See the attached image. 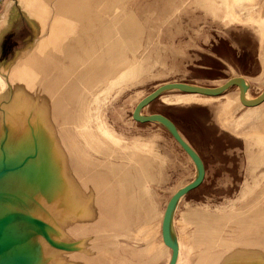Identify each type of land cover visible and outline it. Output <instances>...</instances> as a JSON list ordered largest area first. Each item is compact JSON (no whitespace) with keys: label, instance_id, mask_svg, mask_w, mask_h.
Masks as SVG:
<instances>
[{"label":"rangeland","instance_id":"rangeland-1","mask_svg":"<svg viewBox=\"0 0 264 264\" xmlns=\"http://www.w3.org/2000/svg\"><path fill=\"white\" fill-rule=\"evenodd\" d=\"M49 3L44 6L46 14L44 19L47 21L45 27L47 26L48 29L53 23V16L55 19V13L49 9L52 4ZM207 4L206 0H116L112 6L109 5L108 13L118 15L123 20L126 14L134 15L137 20L132 22L133 27L124 30L122 35L124 40L120 39V41L125 45L120 44L109 49L111 53L108 52L107 56L103 57V62L106 64L98 68L96 76L91 79L86 88H81L83 92H81L79 105L76 107V119H80L78 118L80 112H84L83 120L80 119L83 123L78 122L76 127L83 132L79 127L81 126L84 132L93 133L99 138L97 139L99 146V152L96 153L97 161L105 159L106 156L111 157L113 161L119 158L116 162L124 164L125 168L129 164L128 171L135 173L138 167L147 174L153 175L150 177L149 184V186L152 184V188H146L143 204L136 211L139 212V216L132 215L126 226V232L130 233L129 235L138 234L139 237L136 239L129 237L123 241L139 245L145 243V246L134 249L128 245L123 250L118 246H112L109 251H104V255L109 258L118 260L135 258L142 261L141 264H164L166 261L164 257L169 254L161 247L160 216L169 197L177 188L193 180L196 170L191 159L166 128L152 124H138L131 114L135 105L144 96L165 82L213 87L230 77L229 69H226L227 73H225L217 65L213 69L201 67V62L207 63L209 60L202 57L203 60L197 62L192 60L190 55L189 46L194 35L199 34L203 29H209L207 26L214 28L212 32L216 31V14L213 16L207 11ZM47 13H49L48 16ZM122 19L121 22H115L112 25L115 27L121 24ZM101 52L107 53V49L98 51L86 64L87 66L82 67L81 79L88 73L85 74L87 68L90 67L93 71L95 66L98 67ZM192 64H198V66H192ZM263 87L264 81L259 87L248 84L246 95L256 97ZM234 89L236 88H232L231 91ZM225 93L212 97L167 93L165 97L167 102L177 101L178 103L168 106L160 101V97L142 110L143 114L158 111L169 114L183 138L201 156L205 165L206 174L201 186L178 200L172 207L171 218L176 229L183 227L184 215L185 213L189 215V211L222 217L224 214L221 211L236 213L238 207L243 215L251 211L252 214L254 213L253 217L259 220L264 218V144H255L250 134L254 127L252 124L264 120V117L260 118L257 115L254 120L251 119L249 123L238 128L240 137L234 142L235 147L232 150L228 148L226 150V145L230 144L228 136H222L216 124L212 122L213 124L209 126L201 125L206 116L205 107H202L201 102L207 101L211 104ZM235 94L236 92L231 93V95ZM195 96L204 101L189 100ZM262 106L264 110V104ZM94 117L97 120H94ZM104 130L110 133L112 141L106 140ZM80 135L82 137L83 133ZM253 136L263 138L258 133ZM117 142L119 144H115ZM76 143L82 144L83 141ZM248 151H251V156H248ZM253 179L256 180V184L252 183ZM244 182L254 187L246 191V195H240ZM144 202L149 204L146 205L147 209ZM148 210L150 214L147 218H150V221H143L146 216L144 213ZM47 222L52 224L56 231L59 230L58 234H54V240L62 244L82 240L85 242L84 250L80 249L74 253L56 250L58 255H63L61 258L65 262L59 260L55 261V264H92L85 253L90 243L86 226L82 227L83 224L81 225L78 221H60L58 217ZM250 223L253 222L247 219L242 221V232L250 228ZM258 225L264 231V221ZM78 229L79 232L76 233ZM85 229L87 230L84 232ZM96 232L99 235L101 231ZM94 234L95 231L92 235ZM117 240L118 238L116 243L120 244ZM91 244L94 251V246L95 250H99L101 247L98 246L104 245L105 242L95 243L93 239ZM78 255L81 258H78ZM107 263L111 262L107 261ZM123 264L135 263L123 261Z\"/></svg>","mask_w":264,"mask_h":264},{"label":"water","instance_id":"water-1","mask_svg":"<svg viewBox=\"0 0 264 264\" xmlns=\"http://www.w3.org/2000/svg\"><path fill=\"white\" fill-rule=\"evenodd\" d=\"M33 1L39 3V13L40 15L43 13L45 17L44 6L50 0ZM30 2L32 1L30 0ZM5 3L6 0L2 3L0 14L3 11ZM68 3L69 0H51L49 4L52 5L49 9L55 13V19H53L54 16L52 18L53 23L51 24V28L48 29L47 26L45 27L44 23L40 25V28L35 29L33 39L29 42L30 44L21 46L14 54L13 60L5 69H1L0 77L3 81V88L0 90V264H55L54 262L59 260L65 262L61 258L63 255H58L56 250L73 251V253L80 249L84 250V240L66 244L54 240V234H58L59 230L56 231L52 224L50 225L47 221H53L56 217H58V220H63L64 222L80 221L67 217L62 218L56 214L50 215L47 212L50 199L45 190L48 188L49 183L51 184L55 181L60 182L63 192L73 189V192L75 191V193L78 192L80 194L81 190L88 188L90 183L88 181L90 178L86 179L88 174L91 176V180L93 178L100 179L102 185H105V178H107L106 182L121 180L125 186L131 185L135 179L140 181L143 174H147L138 167L135 173L128 171L129 164L125 168L124 164L116 162L119 158L113 161L111 157L106 156L105 159L97 161L96 152L88 148L89 152L93 153V155H90L92 158L82 153L81 157H84L82 160L84 161V167L78 166L75 162L74 154L70 153L69 142L76 145L78 149H82V144L84 143L83 137L80 135V133L84 132L79 131L76 127L78 122L79 124L83 123L79 119H76V107L79 105L81 88H86L90 84L91 79L96 76L98 68L102 64H106V62H103V57L107 56L106 54L108 52L111 53L109 49L113 42L116 46L120 39L117 37V32L115 33L113 31L114 28H117V25L115 27L112 25V13H108V8L110 7L105 6V0H98V5L93 4L91 6L88 5V0H78L74 14L69 11L67 7ZM103 15L106 16L104 17ZM127 16L129 17L127 20L119 17L120 21H117L121 22V19L123 20L124 30L133 27L131 25L132 22L137 20L134 15L126 14ZM70 19L74 20V27L65 28L67 21ZM59 22H62L63 27L57 26ZM93 40L99 42L97 48H100L101 51H104L106 47L107 53L101 52V59H99L98 67L95 66V71H90V67L87 68L85 74L88 72L86 74L88 76L86 77L85 75L75 85L76 69L73 65L77 59L79 62H86L89 59V56L84 55L79 58L80 52L78 50L76 54L74 53L76 50L74 49L76 48L75 44L79 45L82 43L84 46H88ZM77 48L81 50V47L77 46ZM77 56L78 58H76ZM106 59L108 60V57ZM108 62L110 63V60ZM89 76L91 78H88ZM232 86L238 88L239 100L245 106H257L264 101V88L254 99H248L246 96L247 86L244 79L240 76H235L213 87H202L182 82H165L144 96L132 111L131 116L135 122L141 124L152 123L166 128L191 159L196 170L195 178L174 191L161 213L159 226L161 247L170 254L167 257L165 255L164 259L166 261H164V264H177V260H179L178 255L184 245L183 241H179L180 234H177V231L180 229L177 230L174 227L171 218L172 207L178 200L196 190L203 183L206 169L200 155L183 138L176 124L170 118L159 113L143 114L142 110L164 93L179 92L212 97L224 93ZM44 88H56L53 93L55 95L45 97L43 95L45 94ZM62 88H74L77 90L76 101L73 102L74 118L72 122L68 123L69 127H73L69 131L71 139L67 137L64 129H62L63 124L60 125L63 123V119L61 117H55L56 122L54 123L52 113L50 118H47L45 111L46 109L51 110V106L57 100L58 93ZM50 123L54 124L53 130L50 128L52 127ZM75 140L76 142L83 141V143H76ZM51 141L56 144L58 151L62 154V167H60L59 170L61 171L57 176L52 175L50 164L47 163V157L51 155L48 148L49 142ZM44 159L46 162H44ZM90 163H94V166L92 165L93 168H91ZM48 168L51 172H49ZM147 175L148 181L145 182V187L152 188V184L149 186L152 174ZM94 184L97 183L95 182ZM98 189H102L100 184ZM100 198L97 196V200H99L98 204L103 203L100 202ZM133 202H136L137 205L140 203L136 200ZM89 203H92V200ZM141 204L143 203L141 202ZM144 204L145 208L146 205H149L146 202ZM86 205H88V202ZM86 205L83 206L86 207ZM94 206L96 208V204ZM88 208L90 207L88 206ZM91 208L94 213L96 209ZM237 209L238 211L236 213L221 211L224 214L221 217L224 221L214 222L217 226L211 222V225L218 229H223L225 235L236 230L235 233L237 235L234 237H239L242 230L241 223L238 224L237 222L239 218L237 215H240V209L238 207ZM144 214L146 216L143 218V221H150V218H147L150 214L149 210ZM193 214L195 213L191 215ZM198 219L191 218V222L186 221L187 225H183L181 229H186L189 233L194 231L196 229L195 222ZM251 219H253L250 220L253 223H250V228L248 229L254 230L256 229L254 222L260 223L262 219L259 220L256 217H252ZM109 224L110 226H116L115 221L110 220ZM81 225L82 227L86 226L85 228H88V239L90 243L88 244L89 249L85 253H87L92 264H123V261L126 263L133 262L135 264L142 263V261L135 258L132 260L126 258L124 260V258H121L122 261L104 255V251H109L112 246H118L121 250L128 245L134 249L145 246V243L139 245L136 243H128L127 241L123 242L129 237L136 239L139 237L138 234L129 235L130 233L125 230L119 231L118 229L99 228L87 222L81 223ZM97 230L101 231L99 235H97ZM93 231H95L94 236L92 235ZM117 238L120 244L116 243ZM93 239H95V243L105 242V244L98 246L99 248L101 247L99 250H95L94 246L93 251L91 244L93 243ZM139 240L144 241L141 238ZM73 256L75 255L73 254ZM107 261L111 263H107ZM223 264H237V262H224Z\"/></svg>","mask_w":264,"mask_h":264},{"label":"crops","instance_id":"crops-1","mask_svg":"<svg viewBox=\"0 0 264 264\" xmlns=\"http://www.w3.org/2000/svg\"><path fill=\"white\" fill-rule=\"evenodd\" d=\"M31 1L32 2H30V0H6L3 11L0 14V76L1 69H5L13 60L14 54L18 49L32 41L35 29L40 28V25L46 23L44 14L42 13L40 15L39 13V3L33 0ZM115 1L116 0H105V6L108 7L110 4L112 6ZM206 2H208L207 11L213 14V16L216 14V31L215 33L212 32L211 30L214 28L207 26L209 29H203L199 34L194 35L189 46L192 60L198 62L199 60H203L202 57H206L209 62H201V67L213 69L217 65L219 69L225 73H227L226 69H229V71H231L230 77L240 76L243 79L245 78L244 80L246 81L247 88L248 84L259 87L261 82L264 81V0H206ZM77 3L78 0H69L67 4L69 11L73 14L75 13ZM93 4L98 5V0H88L89 6ZM103 16L105 17L106 15ZM111 16H113V14ZM62 25V22H59L57 26L63 27ZM66 26L65 28L73 27L74 20H68ZM74 53L76 54L75 51ZM192 66H198V64H192ZM73 67L76 69V63ZM246 79H248V81ZM1 88H3V81L0 77V90ZM232 88L236 89L231 91ZM226 91L228 92H224V95L220 96L211 104L206 100V102H201V104H203L202 107H205L204 112H206V116L202 121L204 123L201 125L209 126L213 123L216 124L220 128L219 133L222 136H228L230 144L226 145V150L227 148L228 150H232V148L235 147L234 142L240 137V130L238 128L249 123L251 119L254 120L257 115H259L260 118L264 117V110H262L264 101L257 106H245L241 104L239 100L238 88L236 86H232ZM234 92H236V94L231 95V93ZM175 93L181 95L185 94L179 92ZM166 96L167 93H164L156 99L161 97L160 101L168 106L178 103L177 101L167 102L165 100ZM247 98L254 99L255 97L250 95V97L247 96ZM189 100L196 101L193 98ZM201 101L204 100L201 99ZM156 113L167 116L175 123L169 114L162 111ZM145 124L152 123H144L141 125ZM152 125L159 126L157 124ZM252 125H254V127L250 134L254 140L253 142L262 145L258 140L264 141V120L257 123L254 122ZM256 133L263 138L253 136ZM247 148L249 150V147ZM222 152L225 153L224 151ZM248 156H251V151H248ZM255 181L256 180L253 179L252 183L256 184ZM253 187L252 185L248 186V183L244 182L240 190V195H246V191H250ZM189 212L191 214L193 211ZM193 213L195 214L191 216L185 213L184 225H187L186 220L191 222V218H199L197 222L194 221L196 223V229L190 233L186 229H177L179 230L177 232L182 237H179V241H182L185 237H190L189 241L183 245L185 247H182L178 255L179 260L177 264H195L199 258L203 257L201 250L206 244L204 239L200 238V236H205L204 234L212 230L209 225L213 222L212 220L221 218L210 214L206 216V213L204 214L199 211ZM180 231L182 232L180 233ZM217 248L213 251L234 252L237 249V242L228 246H222L220 244ZM225 248H231V251H224ZM225 261L226 257H223L222 261L219 260V264H223Z\"/></svg>","mask_w":264,"mask_h":264},{"label":"bare ground","instance_id":"bare-ground-1","mask_svg":"<svg viewBox=\"0 0 264 264\" xmlns=\"http://www.w3.org/2000/svg\"><path fill=\"white\" fill-rule=\"evenodd\" d=\"M119 17L120 16L113 14V16H111L112 23L120 21ZM127 18L129 17L125 16L124 20H127ZM113 31L117 32L118 34L117 37H119V39L124 40L122 37L124 33L123 22L117 25V28H114ZM98 44L99 42L94 41V40L88 46H84L82 43H80L79 45L75 44L76 46V48H74L76 49L75 52L77 50L80 52L79 58L82 55L89 56V59L86 62H79L78 59L76 61L75 85L81 80L80 76H81L82 67H85V65L91 60V58L94 57V55L98 51H101L100 48H97ZM120 44L125 45L124 42H121L119 40L118 46ZM77 46L81 47V50H79ZM100 46L103 47L102 45ZM114 47L116 46H115V43L113 42L110 50L113 49ZM104 49H106V47ZM76 58H78V56ZM55 90L56 88H44L45 94L43 95L45 97H52L55 95L53 94ZM76 91L77 90H75L74 88H62L60 92L58 93V96L56 98L57 100L52 104L51 110L50 109L45 110L47 114V118H50L51 113H52L53 115L52 120L54 121V123L56 122L55 117H61L63 119L62 121L63 123H61L60 125L63 124L62 129H64V132L66 133L67 137L70 139H71V135L69 131L71 130L72 126L70 125L71 127H69L68 123L72 122L74 118L73 102L76 101V96H77ZM81 92H83V90H81ZM81 92L79 94V97L82 94ZM193 99H195L196 102H201V99L196 96ZM83 114L84 112L83 113L80 112L78 118L80 119L82 118L83 120ZM94 120H97V118L95 119L94 117ZM50 125L52 126L50 128L53 130L54 124L50 123ZM80 129L82 130V128ZM103 133L105 136H107V139H106L107 141L109 142L112 141V139H110L111 135H109L110 133H108V131L104 130ZM82 137L84 140V143L82 144V149L76 148V145H74L71 142L68 143V146L70 149V153L74 154L75 162L77 163V165L84 167L83 166L84 161H82L84 157H81L82 153H84L85 155H89L88 157H91V158L92 156L90 155H93V153L89 152L88 149L98 153L99 146L97 142L99 138L95 136V134L94 135L93 133L87 134V132H84ZM258 142H260L262 145L264 144V141L258 140ZM115 144H119V143L117 142ZM48 148L50 150L51 155L47 157V163L50 164V169L52 172L50 171L49 168L48 169H49V172L53 173L52 175L57 176L59 172L61 171L59 170L60 167H62V154L60 151H58L56 144L53 143L52 141L49 142ZM44 162H46L45 159H44ZM90 164L89 165L92 166L94 163H90ZM255 164H256L255 166H257V163ZM93 166L91 168H93ZM89 178L90 180L88 181L90 183L88 185V188H85V190H81L80 194L78 192L75 193V191L73 192V189L71 191L63 192L60 182L55 181L54 183L53 182L51 184L49 183L48 188H46L45 190L50 199V205H49L47 212L50 213V215L56 214L57 216H60L62 218L67 217L70 219H76V220H79L81 223H84V222L92 223L98 226L99 228H109V229H115V230L118 229L119 231H122V230L126 231V226L129 224V221L132 215H135L136 217L139 216V212H136V211L139 207L142 206L141 202H143L144 197H146V193H145L146 187H145V183L143 182H145V180L148 178V175L143 174V177L140 181L135 179L133 180L131 185L129 184L127 186H125L123 184V181L121 180H115V181L112 180V181L106 182L107 178H105V183H104L105 185H102L100 183V179L93 178L91 180V176H89L88 174L86 179H89ZM95 182L97 184H94ZM99 184L102 186L101 190L98 189ZM97 196L101 197L100 202H103L102 204H98L99 200H97ZM91 200H92V203H89ZM135 200L139 201L140 203L137 205L136 202H133ZM84 201H86V203L88 202V205H86V203L83 204ZM95 204H96V208L94 206ZM83 205H86V207H84ZM88 206L90 208H88ZM91 207L96 209L94 213ZM245 213L246 215L241 214V212H240V215H237V217H239L237 220L238 224L240 223L242 224V221L244 219L245 220L247 219L249 221L253 220L251 218L254 216V213L252 214L251 211L245 212ZM110 220L116 222L115 227L110 226L109 224ZM212 221H213L212 223L215 224L214 222H223L224 219L217 218ZM262 221H264V218L262 219ZM209 225L211 226L212 230L204 234L205 236H202V235L200 236V238L204 239V242L206 244L205 247L201 250V252L203 253V257L199 258V260L195 264H219V260L222 261L223 257H226L225 262H230V263L237 262V264H264V231L261 230L262 228L259 227L257 222H254V226L256 227V229L254 230L246 229V231L244 230L240 234L239 237L238 236L234 237L235 235H237V233H235L236 230H233L232 233L225 235L223 233V229H218L212 226L211 223ZM78 232H79V229L76 233ZM189 239L190 237H185L182 239V241L185 244L189 241ZM234 242H237V249L234 252H223V251L214 252L213 251L217 247H219L220 244L222 246H228V245L233 244ZM182 247H185V246H182ZM224 251H231V248L229 249L225 248Z\"/></svg>","mask_w":264,"mask_h":264},{"label":"built area","instance_id":"built-area-1","mask_svg":"<svg viewBox=\"0 0 264 264\" xmlns=\"http://www.w3.org/2000/svg\"><path fill=\"white\" fill-rule=\"evenodd\" d=\"M3 1H4V0H0V9H1V6H2Z\"/></svg>","mask_w":264,"mask_h":264}]
</instances>
